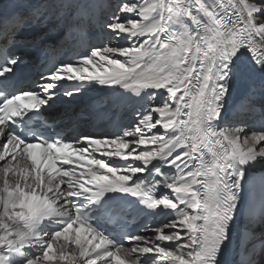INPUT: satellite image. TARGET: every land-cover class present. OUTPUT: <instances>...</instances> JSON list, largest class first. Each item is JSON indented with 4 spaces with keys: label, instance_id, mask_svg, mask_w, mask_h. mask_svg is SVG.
Segmentation results:
<instances>
[{
    "label": "snow or ice",
    "instance_id": "6c2138e0",
    "mask_svg": "<svg viewBox=\"0 0 264 264\" xmlns=\"http://www.w3.org/2000/svg\"><path fill=\"white\" fill-rule=\"evenodd\" d=\"M65 7L0 0V264H255L264 0H113L100 21ZM93 23L106 40L87 47ZM61 26L84 50L40 70L26 50L50 46L25 33ZM98 88L115 99L71 107ZM129 103L123 126L114 106ZM68 124L77 135L53 130Z\"/></svg>",
    "mask_w": 264,
    "mask_h": 264
},
{
    "label": "bare ground",
    "instance_id": "6f19581e",
    "mask_svg": "<svg viewBox=\"0 0 264 264\" xmlns=\"http://www.w3.org/2000/svg\"><path fill=\"white\" fill-rule=\"evenodd\" d=\"M109 2L112 3L113 0H109ZM99 93H103V92L99 91ZM254 231L256 232L257 236H260L262 233H264V226L262 227L261 230H259L257 227H255ZM238 243L239 242L237 241V246L235 247L234 252H233V260H239L240 259ZM252 244L256 245L255 251L252 255V259L254 260L255 264H258V261L256 260V258L259 256V248H258L259 241L258 240L251 241L249 243V247H251ZM259 261L263 262L260 264H264V255H262V257L259 259Z\"/></svg>",
    "mask_w": 264,
    "mask_h": 264
},
{
    "label": "rangeland",
    "instance_id": "374dc122",
    "mask_svg": "<svg viewBox=\"0 0 264 264\" xmlns=\"http://www.w3.org/2000/svg\"><path fill=\"white\" fill-rule=\"evenodd\" d=\"M259 256L256 258V260L258 261V264H260V263H263L262 261H259Z\"/></svg>",
    "mask_w": 264,
    "mask_h": 264
}]
</instances>
